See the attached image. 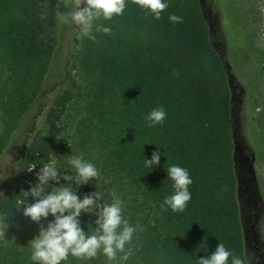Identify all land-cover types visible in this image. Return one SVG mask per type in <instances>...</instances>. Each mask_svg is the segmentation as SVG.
Returning a JSON list of instances; mask_svg holds the SVG:
<instances>
[{
	"label": "trees",
	"instance_id": "1",
	"mask_svg": "<svg viewBox=\"0 0 264 264\" xmlns=\"http://www.w3.org/2000/svg\"><path fill=\"white\" fill-rule=\"evenodd\" d=\"M203 5L204 0H167L154 19L127 0L120 16L95 21L109 33L94 26L95 39L89 40L76 30L60 89L46 96L58 0H0V157L32 107L40 103L43 114L15 164L20 170L13 188L0 197V234L5 220L19 227L16 237L0 241V264H31L27 242L35 225H28L16 201L60 147L57 183H64L61 172L72 174L69 157L81 155L98 170L96 179L83 184L86 195L98 191L105 203L113 194L123 201L122 216L135 228L124 264H195L196 256H206L217 243L247 264L235 167L233 71ZM170 13L182 22L171 23ZM78 99L80 114L71 118ZM157 107L164 108L165 118L150 125L145 116ZM157 145L159 163L145 169L144 156L150 158ZM32 164L31 172L23 169ZM171 164L187 168L192 178L182 212L160 207L172 191L166 177ZM80 216L86 233L89 225L95 227V213ZM62 264L106 260L98 251L89 260L69 256Z\"/></svg>",
	"mask_w": 264,
	"mask_h": 264
},
{
	"label": "clouds",
	"instance_id": "2",
	"mask_svg": "<svg viewBox=\"0 0 264 264\" xmlns=\"http://www.w3.org/2000/svg\"><path fill=\"white\" fill-rule=\"evenodd\" d=\"M127 0H59V4L66 11L61 12L59 21L62 25L76 27L78 33L89 40H94V21L102 18L110 20L113 16H120ZM141 11L159 19L161 12L167 7V0H131ZM83 5V7H81ZM171 23L182 22V17L170 13ZM96 31L105 34L110 32L108 26L95 25ZM163 107L151 109L145 119L150 125L162 123L165 118ZM158 146V145H157ZM161 153L159 146L151 152L150 158L144 155L143 167L151 170L159 163ZM35 165L23 168L31 172ZM15 170H20L12 167ZM67 168L72 174L62 173L64 183H57L48 188L49 181L58 180V170L55 161L43 164L35 173L36 183L21 189L22 198L16 201V209L32 222L39 224L38 232L27 242L30 249L31 264H62L69 256L79 260H89L96 257L98 251L105 257L106 264H124L128 259L129 250L126 249L135 231L134 226L122 216L123 201L115 194L111 202L105 203L102 194L94 191L78 198L75 188L98 176L97 167L81 155H71L67 161ZM11 175H0L3 180ZM166 177L171 180V194L165 196L160 207L172 212H182L191 198L188 186L192 178L188 169L177 164H171L166 169ZM31 195L32 202L27 197ZM101 201L103 203H101ZM22 206V208H21ZM81 212L95 213V227L89 225L86 233L80 227ZM52 216V220L40 223L41 218ZM6 228L8 224L5 220ZM119 258L117 259V254ZM195 264H242V260L226 249L222 243H217L214 250L206 256H196Z\"/></svg>",
	"mask_w": 264,
	"mask_h": 264
},
{
	"label": "rangeland",
	"instance_id": "3",
	"mask_svg": "<svg viewBox=\"0 0 264 264\" xmlns=\"http://www.w3.org/2000/svg\"><path fill=\"white\" fill-rule=\"evenodd\" d=\"M210 1L213 5L209 4ZM219 1L204 0L203 10L208 22L213 25L214 39L230 60L233 71L237 135L235 167L247 264H264V0ZM64 11L66 9L59 4L58 0L57 43L45 77L44 94L46 96H52L60 89L59 79L64 61L77 30L70 24L60 23L59 16ZM222 15L223 18L220 19L219 16ZM96 24L99 23L94 21V26ZM77 74L80 86L85 87L86 76L79 68ZM77 101L70 109L71 118L80 114L82 100ZM42 121L41 104L37 103L24 117L0 157V175L11 173L7 178L0 180V197L9 193L15 184L16 170L12 167L16 168L15 164L23 153L25 144L30 141L35 132L32 124L36 122L40 124ZM68 141L71 142L72 139ZM62 152L63 149L60 147L53 155L52 160L55 161L56 166L59 164ZM55 184H57L56 181H49L45 191L50 190V187ZM84 188L83 184L75 188L78 198L86 195ZM32 200L33 198L29 203ZM51 218V215L41 218L40 223H44L45 220L50 221ZM80 219L81 216H79ZM28 222L29 226L35 225L34 233L36 234L39 224L29 219ZM7 224L6 228L5 223L2 222L0 234L2 244L16 237V231H19L16 225Z\"/></svg>",
	"mask_w": 264,
	"mask_h": 264
}]
</instances>
